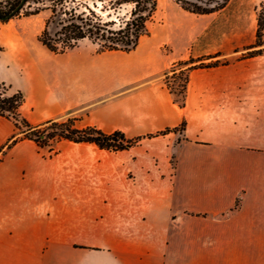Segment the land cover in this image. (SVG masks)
<instances>
[{
  "label": "crops",
  "instance_id": "obj_1",
  "mask_svg": "<svg viewBox=\"0 0 264 264\" xmlns=\"http://www.w3.org/2000/svg\"><path fill=\"white\" fill-rule=\"evenodd\" d=\"M256 6L157 0L128 53L53 54L28 19L0 24V83L23 119L138 140L49 157L27 139L7 149L20 134L0 116V264H264V52L241 58ZM179 62H218L188 72L182 107L164 83Z\"/></svg>",
  "mask_w": 264,
  "mask_h": 264
},
{
  "label": "trees",
  "instance_id": "obj_2",
  "mask_svg": "<svg viewBox=\"0 0 264 264\" xmlns=\"http://www.w3.org/2000/svg\"><path fill=\"white\" fill-rule=\"evenodd\" d=\"M36 0H26L27 2ZM50 8L51 15L45 21L42 31L37 36L38 42L53 54H64L76 48L80 41L88 40L97 45V54L112 51L130 52L136 49L142 36L148 35L147 23L153 18L157 8V0H109V9L118 12L123 6L131 7L128 17L117 16L115 20H103L101 16L93 12L88 6L83 5L81 0H52ZM103 3L104 0H99ZM186 12L196 15H207L219 12L226 7L230 0H174ZM21 0L11 4L6 11L0 10V22H6L19 15L20 11L13 13ZM71 4V6H70ZM80 7L85 11L77 12ZM106 8V7H103ZM108 10V9H107ZM256 29L254 42L249 47L250 51L243 54L241 58L253 57L264 52V0L256 6ZM39 9L27 12L24 16H36ZM110 16V14L108 15ZM59 18V19H57ZM57 19L59 30L51 34L49 25ZM226 63V62H225ZM189 62H179L174 65L164 77V83L175 95L180 96L176 100L179 105L184 106L188 72L194 68H208L218 64L200 63L183 69ZM183 77V84H180L178 92H174L168 84L169 75ZM23 103L21 94H14L0 98V116L11 119L19 137L8 143L10 148L20 140H31L40 148H51V143L70 142L75 144H94L100 149L108 151H121L132 147L138 140L126 139L121 132L105 134L100 130L87 127L78 129L74 126L73 119L63 121H47L40 126H33L23 119L19 108ZM184 130V123L180 131ZM59 152L50 150L49 157Z\"/></svg>",
  "mask_w": 264,
  "mask_h": 264
},
{
  "label": "rangeland",
  "instance_id": "obj_3",
  "mask_svg": "<svg viewBox=\"0 0 264 264\" xmlns=\"http://www.w3.org/2000/svg\"><path fill=\"white\" fill-rule=\"evenodd\" d=\"M16 1H18V0H0V10L6 11L8 9V7ZM36 1H37V3H34L33 1L27 2L23 6L19 15L14 17V18L28 19L30 21V25L32 26L33 32L35 35H37L43 29L45 21L50 17V15H51L50 8H51L52 3H53L52 0H36ZM172 1L175 3L174 0H172ZM193 1H195V0H193ZM231 1H233L235 4H241V5L244 4V5L249 6V7L250 6L254 7L257 4H259V2L262 0H231ZM108 2H109V0H104L103 3H101L99 0H81V3L83 5L88 6V8H90L93 12H95L96 14L101 16L103 18V20H115V21H117V16L128 17V12H129L131 7L123 6L121 9L118 10V12H113L112 10L109 9L110 5ZM70 6H71V4H70ZM103 7H106V8H103ZM36 9L40 10L38 15L28 16V17L24 16V14H26L27 12H32L33 10H36ZM83 11H85V8L80 7L77 12H83ZM246 13L248 16L247 17L248 23H246V26L243 30V34H242V38H243L242 40L243 41H246L250 37H252V40H254L253 27L251 26L252 12L247 11ZM109 14H110V16H108ZM14 18H12V19H14ZM57 19H59V18H57ZM57 19L49 25V32L51 34H54L59 30V25H58ZM8 21L0 22V24H5ZM154 22H155V20H154V18H152L148 22V26L149 27L152 26V24ZM147 30H148V28H147ZM148 34H149V32H148ZM74 49L75 50H85V51H89V52L97 54L98 46L92 44L88 40H83V41H80L77 44L76 48H74ZM162 50L166 51L167 49H166V47H163ZM1 51H2V48L0 47V52ZM168 84L172 88V90L177 93L178 90L180 89L179 85L183 84V77H179L178 75H171L170 74L168 77ZM7 90H8V85L5 83H0V93L5 94L4 96H9V94L7 93ZM176 97L178 99L180 98V96H178V95ZM64 143H66V142H64ZM45 149L48 152L50 150H58V143L52 142L51 148L47 147Z\"/></svg>",
  "mask_w": 264,
  "mask_h": 264
},
{
  "label": "water",
  "instance_id": "obj_4",
  "mask_svg": "<svg viewBox=\"0 0 264 264\" xmlns=\"http://www.w3.org/2000/svg\"><path fill=\"white\" fill-rule=\"evenodd\" d=\"M25 4H26V0H21V2L15 8V10L13 11V13L11 15H13L14 13L18 12L19 10H21Z\"/></svg>",
  "mask_w": 264,
  "mask_h": 264
},
{
  "label": "built area",
  "instance_id": "obj_5",
  "mask_svg": "<svg viewBox=\"0 0 264 264\" xmlns=\"http://www.w3.org/2000/svg\"><path fill=\"white\" fill-rule=\"evenodd\" d=\"M5 94L3 93H0V98H4V97H7V96H4Z\"/></svg>",
  "mask_w": 264,
  "mask_h": 264
}]
</instances>
